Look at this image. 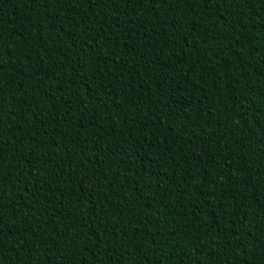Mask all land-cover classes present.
<instances>
[{
  "label": "trees",
  "instance_id": "1",
  "mask_svg": "<svg viewBox=\"0 0 264 264\" xmlns=\"http://www.w3.org/2000/svg\"><path fill=\"white\" fill-rule=\"evenodd\" d=\"M0 264H264V0H0Z\"/></svg>",
  "mask_w": 264,
  "mask_h": 264
}]
</instances>
